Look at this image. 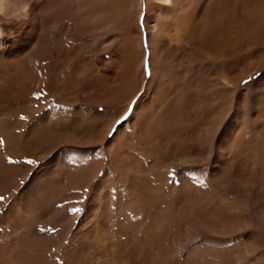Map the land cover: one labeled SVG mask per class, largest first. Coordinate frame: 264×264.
Instances as JSON below:
<instances>
[{
  "label": "rangeland",
  "instance_id": "1",
  "mask_svg": "<svg viewBox=\"0 0 264 264\" xmlns=\"http://www.w3.org/2000/svg\"><path fill=\"white\" fill-rule=\"evenodd\" d=\"M72 1L4 0L0 12V239L31 232L39 264H66L79 243V264H264L262 23L254 28L250 14L239 15L233 49H223L217 31L208 34L199 26L209 0H176L175 10L188 12L187 25L183 38L156 45L157 57L167 60L168 69L161 70L159 60L148 63V27L159 14H173L167 5ZM122 5L128 10L121 17ZM26 21L34 22L27 36L16 28ZM193 32L198 40L188 44L190 50L184 41ZM132 42L142 52L136 75L127 60ZM193 50L204 56L199 63ZM218 81L224 93L211 96ZM222 96L227 101L221 111L231 102L219 114L214 140L224 138L227 146L218 154L202 141L209 115L185 109L188 99L201 104ZM34 184L40 185L38 196L25 206L24 193ZM11 207H25L31 224L9 229Z\"/></svg>",
  "mask_w": 264,
  "mask_h": 264
},
{
  "label": "bare ground",
  "instance_id": "2",
  "mask_svg": "<svg viewBox=\"0 0 264 264\" xmlns=\"http://www.w3.org/2000/svg\"><path fill=\"white\" fill-rule=\"evenodd\" d=\"M21 1H23V0H21ZM48 1V0H47ZM59 1H60V3L61 2H64V0L63 1H61V0H58V2L57 3H59ZM74 1V0H73ZM72 1V2H73ZM88 1V0H87ZM148 1H150V0H148ZM204 1H206V0H204ZM204 1H203V3H204ZM54 2V1H53ZM53 2H52V4H53ZM67 2V1H66ZM65 2V3H66ZM95 2V1H94ZM151 2H152V5L154 4V6L156 7V8H159V7H162L163 5H167L170 9H171V11H173V14L171 15V16H169L168 18H167V16H165V15H163L162 13L161 14H159L158 16H156V19H155V21H154V23H150V25H149V27H148V34H149V43H151V48H150V57H148L149 58V61H148V63H152V65L153 64H156L157 63V61L156 60H159L160 61V66L162 65V68H161V70H164V69H166L167 68V66H166V62H167V60H166V62L164 63L162 60L163 59H159L158 57H157V52H158V50H156V45H158L159 43H160V45H165V44H169L170 42H172V41H174V40H178V39H180V38H183V35H184V32H185V26L187 25L186 24V18L184 17L185 16V13H187L188 14V12H186V10H185V8L183 7V6H180V7H178V9L177 10H175L177 7H176V0H151ZM200 2V1H199ZM208 2V1H207ZM238 0H209V2H208V4H207V6H206V9L204 10V12L202 13V18H201V22H200V25L199 26H201L202 27V29H203V31L205 32H207L208 34H212L214 31H217V33H218V35H219V38H221L222 40H224V42L223 41H221V43L223 42V44H224V46H223V44L220 46L221 48H232L233 49V46H232V43L231 42H233L235 39V37H237V36H235V33H236V30H237V27L239 26V20H238V18H239V15H241V14H243V13H245V16H247L248 14H250L251 15V24H252V26L255 28V27H257L258 26V24H261L262 23V25L260 26V28L261 27H263L264 26V0H249V1H245V2H243V3H241V5L238 7L237 5H238ZM11 3V2H10ZM203 3H202V6H203ZM4 0H0V12H3V9H4ZM6 4H8V3H6ZM55 4V3H54ZM67 4V3H66ZM74 4V3H73ZM104 3H102V5H103ZM122 4V3H121ZM181 4V3H180ZM15 5H17V4H15ZM100 5V4H99ZM10 6H11V4H10ZM39 6V5H38ZM53 6H55V8H56V5H53ZM97 6V5H96ZM121 6V5H120ZM123 6V8H124V10L123 9H119V12L117 13V15L118 16H124V15H126V14H124V13H126L127 12V10H128V7H126L125 8V6L124 5H122ZM252 6H254V9H252ZM22 7H25V5H24V3L22 4ZM47 7V6H46ZM73 7H74V5H73ZM100 7H101V5H100ZM154 7V8H155ZM198 7H200V6H198ZM20 8V7H19ZM54 8V9H55ZM58 8V7H57ZM56 8V9H57ZM67 8V7H66ZM66 8H64V11H65V9ZM205 8V7H204ZM241 8V9H240ZM62 9V8H61ZM67 9H69V8H67ZM66 9V10H67ZM106 9V8H105ZM187 9H188V7H187ZM24 10V9H23ZM47 10V9H46ZM104 10V9H103ZM108 10V9H107ZM105 11V13H104V11L103 12H100V15H101V13H103V15L105 16V15H108V13H109V10L108 11ZM59 11V10H58ZM68 11V10H67ZM67 11H65V12H67ZM70 11V10H69ZM86 11V10H85ZM19 12V11H18ZM45 12V11H44ZM50 12V11H49ZM59 12H63V11H59ZM99 12V11H98ZM199 12V11H198ZM46 13V12H45ZM69 13V12H68ZM68 13H67V15H68ZM190 13V12H189ZM59 15L61 14V13H58ZM69 14H72L71 13V11H70V13ZM99 14V13H98ZM34 14L32 13V16H33ZM36 15V14H35ZM58 15V16H59ZM112 15V14H111ZM203 15H204V17H206V19H203ZM99 16V15H98ZM198 16V15H197ZM243 16V15H242ZM249 16V15H248ZM90 17H92V16H90ZM100 17H102V16H100ZM99 17V18H100ZM42 18V17H41ZM44 18H45V21H46V17L44 16ZM50 19V18H49ZM61 20H63L62 18H60ZM66 19V18H65ZM101 19V18H100ZM99 19V20H100ZM31 20H33L32 18H31ZM94 20V19H93ZM149 20V19H148ZM41 21V20H40ZM97 21H98V19H97ZM47 22L48 23H50L51 24V22L50 21H48L47 20ZM21 23V22H20ZM30 23H34L33 21H26L23 25H19L18 27H16L18 30H20V31H22L26 36L27 35H30L29 34V31L31 30V29H33V27L32 26H30ZM46 23V22H45ZM44 24V23H43ZM50 24H48V25H50ZM54 24V23H53ZM95 24V23H94ZM224 24H226L224 27H226V29H225V31H226V33H225V36H221V34H222V31H223V25ZM55 25H56V23H55ZM133 25V24H132ZM203 26H205L204 28H203ZM249 28V27H248ZM35 29V28H34ZM39 29H41V28H39ZM45 29H47V28H45ZM127 29V28H126ZM194 29V28H193ZM50 30V29H49ZM187 30H188V26H187ZM129 31V30H128ZM34 32H35V30H34ZM136 32V31H135ZM205 32V33H206ZM188 33V32H187ZM189 34V33H188ZM137 35V34H136ZM194 35H195V32H193V33H191L190 34V37H189V39H188V36L186 37L187 38V44H186V41H184L185 43H184V45H186L190 50H192L190 47H189V45L192 43V42H196L198 39H196V38H194ZM264 35V34H263ZM45 36H48V35H45ZM201 36V35H200ZM31 37H33V36H31ZM36 37V36H35ZM132 37V36H131ZM137 37H138V35H137ZM263 37V36H262ZM29 38V37H28ZM41 39L43 38L42 37V35H41V37H40ZM264 38V37H263ZM30 39V38H29ZM29 39H27V40H29ZM134 40H135V38H133ZM140 38L138 37V40H139ZM209 39V38H208ZM43 40H45V38H43ZM133 40V41H134ZM23 41H26V39L25 40H23ZM46 42V41H45ZM235 42V41H234ZM131 43V42H130ZM133 43V42H132ZM206 43V42H205ZM220 43V44H221ZM137 43L135 42V45H136ZM189 44V45H188ZM196 44V43H195ZM204 44V43H203ZM218 44V43H217ZM220 44H218V45H220ZM48 44H46V46H47ZM234 45V44H233ZM40 46V45H39ZM45 46V47H46ZM159 46V45H158ZM157 46V47H158ZM199 46V45H198ZM202 46V45H201ZM209 46V45H208ZM210 46H212V45H210ZM133 47H134V52H132V51H129V54H128V62H130V64H129V66L131 65V69H132V71H133V74L134 75H136V70L138 69H141V62H142V52H141V50H139V49H136V46H134V43H133ZM138 47V46H137ZM166 47H167V45H166ZM132 48V47H131ZM139 48V47H138ZM161 48H162V46H161ZM210 48V47H209ZM46 49V48H45ZM48 49V48H47ZM46 49V50H47ZM127 49V48H126ZM164 49H166V48H163V50H161V49H159L160 51H164ZM216 49V48H215ZM220 49V48H219ZM41 50V49H40ZM128 51V50H127ZM126 50H125V52H127ZM219 51V50H218ZM217 50H216V52H218ZM229 51V50H228ZM45 52H47V51H45ZM213 52H214V50H213ZM213 52H211V53H213ZM222 52H223V50H222ZM232 52V51H231ZM163 53H165V51L163 52ZM193 55H194V57L196 56V59H198V63H199V59H201L202 57H204L201 53H199L198 51H194L193 50ZM205 53V52H204ZM219 53V52H218ZM234 53V52H233ZM162 54V53H161ZM167 54V53H166ZM213 54H215V52L213 53ZM39 55V54H38ZM218 55V54H217ZM225 55V54H224ZM228 55V54H227ZM162 56H164V55H162ZM161 56V57H162ZM168 56V55H167ZM213 56V55H212ZM219 56V55H218ZM126 57V58H127ZM169 57V56H168ZM206 57V56H205ZM34 58H35V56H34ZM163 58V57H162ZM192 58V57H191ZM232 58V57H231ZM257 58V56L255 57V59ZM167 59V58H166ZM172 59V58H171ZM196 59H194V60H196ZM205 59H207V58H205ZM209 59V58H208ZM254 59V60H255ZM169 61H170V59H168ZM203 60V59H202ZM213 60V59H212ZM219 60V59H218ZM253 60V61H254ZM36 61H37V59H36ZM61 61V60H60ZM175 61V60H174ZM192 61V60H191ZM204 61V60H203ZM197 62V61H196ZM208 62V61H207ZM263 62V57L262 58H258L257 60H255L253 63H252V65L250 66V67H252V69H254V68H256L257 66H260V65H262L261 63ZM34 63V62H33ZM170 63V62H169ZM178 63V62H177ZM187 63V62H186ZM205 63V62H204ZM56 64V63H55ZM171 64V63H170ZM182 64V62H179V64H178V66L179 65H181ZM128 65V63H126V66ZM163 65H164V68H163ZM254 65H256L255 67H254ZM194 66V65H193ZM153 67V66H152ZM166 67V68H165ZM171 67V66H170ZM176 67V66H175ZM180 67V66H179ZM187 68V67H186ZM189 68H191V67H189ZM35 69V68H34ZM51 69V68H50ZM128 69H130V68H128ZM168 69V68H167ZM179 69V68H178ZM184 69V68H183ZM252 69L250 70V71H252ZM134 70H135V73H134ZM153 70V69H152ZM177 70V69H176ZM180 70V69H179ZM217 70V69H216ZM249 71V72H250ZM34 72H37V71H34ZM158 72H160V71H158ZM190 72V71H189ZM192 73V72H191ZM27 74V73H26ZM37 74V73H36ZM90 74V73H89ZM98 74V73H97ZM133 74H131L130 75V77L128 78L130 81H132L133 82V80H134V75ZM137 74H138V72H137ZM187 74H188V71H187ZM190 74V73H189ZM54 75V74H53ZM64 75V74H63ZM141 75V74H140ZM152 75V74H151ZM158 75V74H157ZM126 76V75H125ZM153 76V75H152ZM163 76H167V75H163ZM179 76V75H178ZM177 76V77H178ZM181 76V75H180ZM203 76V75H202ZM161 77V76H160ZM204 77V76H203ZM241 77V76H240ZM245 77V76H244ZM24 78V77H23ZM53 78V77H52ZM125 78V77H124ZM187 78H188V76H187ZM189 78H190V76H189ZM189 78H188V81H189ZM222 78V77H221ZM36 79H37V77H36ZM55 79V78H54ZM177 79V78H176ZM196 79V78H195ZM215 79H217V78H215ZM28 80V79H27ZM53 80V79H52ZM127 80V79H126ZM162 80V79H161ZM164 80V79H163ZM170 80V79H169ZM42 81V80H41ZM95 81V80H94ZM98 81V80H97ZM122 81H124V80H122ZM128 81V80H127ZM135 81H136V79H135ZM186 81V80H185ZM85 82V81H84ZM126 82V81H125ZM156 82V81H155ZM177 82V81H176ZM175 82V83H176ZM183 82V81H182ZM187 82V81H186ZM21 83H23V82H21ZM35 83V82H34ZM39 83V82H38ZM130 83V82H129ZM134 83V82H133ZM183 83H185V82H183ZM188 83V82H187ZM187 83H185V84H187ZM197 83V82H196ZM210 83V82H209ZM239 83V82H238ZM237 83V84H238ZM36 84V83H35ZM34 84V85H35ZM102 84V83H101ZM123 84H127V83H123ZM132 84V83H131ZM162 84V83H161ZM165 84H167V83H165ZM164 84V85H165ZM64 85H66V84H64ZM86 85V84H85ZM130 85V84H129ZM163 85V84H162ZM163 85V86H164ZM182 85V84H181ZM199 85V84H198ZM264 85V84H263ZM95 86V85H94ZM103 86V85H102ZM105 86H106V84H105ZM127 87H129L128 86V84L126 85ZM131 86V85H130ZM136 86V85H135ZM173 86V85H172ZM188 86V85H187ZM205 87H206V84L204 85ZM222 85H221V83L218 81V82H216V83H214L212 86H211V88H210V90H212V88H213V91H212V93H210L211 94V96H212V94L213 95H215V94H218V93H221V91H222V87H221ZM232 86V85H231ZM234 86V85H233ZM23 87V86H22ZM97 87V86H96ZM95 87V88H96ZM101 86H99V88H100ZM121 87H122V85H121ZM120 87V88H121ZM149 87V86H148ZM197 87V86H196ZM199 87V86H198ZM33 88V87H32ZM36 88V87H35ZM94 88V87H93ZM95 88H94V90H95ZM107 88V87H106ZM110 88V87H109ZM117 88H119V86L117 87ZM135 88V87H134ZM191 88V87H190ZM200 88V87H199ZM97 89H98V87H97ZM102 89H103V87H102ZM102 89H100L101 91H99V93L101 92L102 93ZM108 89V88H107ZM122 89V88H121ZM139 89V88H138ZM167 89V88H166ZM181 89V88H180ZM201 89V88H200ZM206 89V88H205ZM225 89V88H224ZM132 90H133V88H132ZM136 90H137V88H136ZM145 90H147L146 88H145ZM89 91H91V90H89ZM104 91V90H103ZM107 91V90H106ZM105 91V92H106ZM109 91V90H108ZM118 91H120V89H117V92ZM191 91H192V89H191ZM195 91V90H194ZM193 91V92H194ZM202 91V90H201ZM252 91V90H251ZM110 92V91H109ZM115 92H116V90H115ZM146 92V91H145ZM150 92V91H149ZM154 92V91H153ZM163 92V91H162ZM181 92H183L184 93V91L183 90H181ZM208 92V91H207ZM223 92V91H222ZM89 93V92H88ZM94 93L95 92H93V95H94ZM98 93V94H99ZM134 93H136V92H134ZM157 93V92H156ZM215 93V94H214ZM224 93V92H223ZM226 93H227V91H226ZM226 93H225V95H226ZM91 94V93H90ZM97 94V93H96ZM105 94V93H104ZM110 94V93H109ZM119 94V93H118ZM130 95H131V92L129 93ZM145 94V93H144ZM181 94V93H180ZM222 94V93H221ZM227 94H229V92L227 93ZM92 95V96H93ZM114 95V94H113ZM112 95V96H113ZM134 95V94H133ZM149 95V94H148ZM169 95H171V94H169ZM173 95H175V94H172V97H173ZM188 95V94H187ZM193 95H195V94H193ZM208 95V94H207ZM224 95V94H223ZM90 96V95H89ZM95 96V95H94ZM97 96V95H96ZM95 96V97H96ZM144 96V95H143ZM190 96V95H189ZM206 96V95H205ZM209 96V95H208ZM221 96V95H220ZM101 97V96H100ZM194 97V96H193ZM210 97V96H209ZM226 97H228V96H226ZM232 97V96H231ZM91 98V97H90ZM118 98H119V96H118ZM126 98H128V97H126ZM146 98V97H145ZM148 99H149V97H147ZM153 98V97H152ZM184 98V97H183ZM196 98H198V97H196ZM200 98V97H199ZM203 98V97H202ZM89 99V98H88ZM93 99H94V97H93ZM98 99V98H97ZM169 99V98H168ZM224 99V100H223ZM229 99V98H228ZM96 100V99H95ZM102 100V99H101ZM100 100V101H101ZM129 100V99H128ZM155 100V99H154ZM184 100V99H183ZM201 100V99H200ZM124 101V100H123ZM188 102L186 103V108L187 109H185V110H189V112L190 113H192V114H194V113H201V114H208L209 116H208V122H207V127H205V129H204V131H202V136H203V139H202V141L206 144L205 146L207 147H205L204 146V148L206 149V150H208V151H216V153H218L219 154V151L218 150H223V148L224 147H226L227 145H226V142H225V139L223 138V139H221L220 141H216V140H214L215 139V135H216V132H217V130H218V127H219V123L221 122L220 121V117L222 118V115H219V114H221L220 112H222L223 111V109L224 108H227V106L228 105H230L229 103L231 102V101H229V102H227L226 103V106L225 107H223V109H222V111H221V107H222V105L223 104H225V101H227V99L225 98V97H217L215 100H210V102H207L206 100L205 101H202V103L200 104V102H198V100L196 99V100H192V99H188L187 100ZM103 102V101H102ZM117 102V101H116ZM119 102V101H118ZM238 102V101H237ZM108 103V102H107ZM114 103V102H113ZM124 103H127V102H125L124 101ZM234 103V102H233ZM109 104V103H108ZM140 104L141 103H139V106H140ZM179 104V103H178ZM183 104V103H182ZM181 104V105H182ZM239 104H240V102H239ZM181 105H179V106H181ZM115 106V105H114ZM136 106H138V105H136ZM184 106V105H183ZM224 106V105H223ZM170 107V106H169ZM175 107V106H174ZM168 108V107H167ZM182 108H185V106L184 107H182ZM138 110V109H137ZM174 110H175V108H174ZM144 111V110H143ZM170 111H172V110H170ZM235 111V110H234ZM137 112H139V111H137ZM165 112V111H164ZM178 112V111H177ZM228 112V111H227ZM232 112V111H231ZM230 113V112H229ZM235 113V112H234ZM233 113V114H234ZM133 114H134V112H133ZM136 114H138V113H136ZM146 113H144V115H145ZM169 113H167V115H168ZM183 114V113H182ZM226 115V114H225ZM225 115H224V117H225ZM231 115V114H230ZM95 116V115H94ZM106 116V115H105ZM116 116V115H115ZM166 116V115H165ZM181 116V115H180ZM180 116H178V117H180ZM207 116V115H206ZM232 116V115H231ZM141 117H142V115H141ZM150 117V116H149ZM176 116H173V118H175ZM182 117V116H181ZM113 118H115V117H113ZM148 118V117H147ZM146 118V119H147ZM188 118V117H187ZM200 118V117H199ZM141 119H143V118H141ZM156 119H158V118H156ZM169 119H171V118H169ZM194 118H192V120H193ZM196 119V118H195ZM203 119V118H202ZM224 119V118H223ZM95 120H96V117H95ZM148 120V119H147ZM147 120H146V122H147ZM160 120V119H159ZM198 120V119H197ZM200 120V119H199ZM205 120H207V119H205ZM204 120V121H205ZM98 121V120H97ZM104 121V120H103ZM108 121V120H107ZM112 122H113V120H111ZM135 121H136V119H135ZM163 121V120H162ZM178 121H179V118H178ZM201 121V120H200ZM224 121V120H223ZM222 121V122H223ZM230 121V120H229ZM105 122V121H104ZM137 122V121H136ZM135 122V123H136ZM186 122V121H185ZM206 122V121H205ZM228 122V121H227ZM99 123V122H98ZM106 123V122H105ZM139 123V121L137 122V124ZM163 123H164V121H163ZM162 123V124H163ZM167 123V122H166ZM170 123H171V125H174V124H172V123H175L176 124V122L174 121V122H171L170 121ZM170 123H169V127L171 126L170 125ZM184 123V122H183ZM97 124V123H96ZM136 124V125H137ZM66 125V124H65ZM133 125V124H132ZM178 125V124H177ZM185 125V124H184ZM202 125V124H201ZM107 126V125H106ZM123 126V125H122ZM160 126V125H159ZM158 126V127H159ZM181 126V125H180ZM58 127V126H57ZM60 127V126H59ZM160 127H163V126H160ZM164 127H166V126H164ZM183 127V126H182ZM56 128V127H55ZM62 128V127H61ZM106 128V127H105ZM107 128H110V127H107ZM130 128V127H129ZM234 128V127H233ZM134 129V128H133ZM181 129V128H180ZM187 129H189V128H187ZM191 129V128H190ZM193 129V128H192ZM235 129V128H234ZM119 130V129H118ZM117 130V133L119 132ZM162 130H163V128H162ZM184 130V129H183ZM194 130V129H193ZM192 130V131H193ZM195 130H197L196 128H195ZM125 131V130H124ZM136 131V130H135ZM167 131H168V129H166V133H167ZM198 131V130H197ZM241 131V130H240ZM107 132V131H106ZM126 132V131H125ZM180 132V131H179ZM48 133V135H49V132H47ZM103 133V132H102ZM158 133V132H157ZM165 133V134H166ZM173 133V132H172ZM176 133H178L177 131H176ZM197 133V132H196ZM218 133V132H217ZM51 134H53V133H51ZM126 134H128V133H126ZM171 134V133H170ZM191 134V133H190ZM194 134H195V132H194ZM106 135V134H105ZM104 135V136H105ZM137 135V134H136ZM50 136V135H49ZM55 136V135H54ZM53 136V137H54ZM96 136V135H95ZM100 136V135H99ZM131 136H133V134L131 135ZM160 136V135H159ZM41 137V136H40ZM92 137V136H91ZM115 137V136H114ZM162 137H164V136H162ZM167 137H168V135H167ZM173 137V136H172ZM193 137V136H192ZM90 138V137H89ZM119 138V137H118ZM125 138V137H124ZM154 139H155V137H153ZM160 138H161V136H160ZM179 138H181V137H179ZM55 139V138H54ZM116 139V138H115ZM159 139V138H158ZM170 139H172V138H170ZM184 139V138H183ZM122 140H124V139H122ZM127 139H125V141H126ZM151 140V139H150ZM179 140V139H178ZM162 141V140H161ZM168 141V140H167ZM170 141V140H169ZM189 141H191V140H189ZM188 141V142H189ZM100 142H101V140H100ZM125 143V142H124ZM128 143V142H127ZM154 143H155V141H154ZM162 143H163V141H162ZM170 143V142H169ZM190 143V142H189ZM192 143V142H191ZM160 144V143H159ZM172 144V143H171ZM118 145V144H117ZM162 145V144H161ZM159 146V145H158ZM163 146V145H162ZM161 146V147H162ZM170 146V145H169ZM185 146V145H184ZM188 146V145H187ZM164 147V146H163ZM182 147V146H181ZM180 147V148H181ZM186 147V146H185ZM108 148V147H107ZM159 148V147H158ZM169 148H171L172 149V147L170 146ZM203 148V147H202ZM165 149H166V147H165ZM168 149V148H167ZM171 149H169L168 151H170ZM198 149V148H197ZM196 149V150H197ZM159 150V149H158ZM161 150H163V149H161ZM185 150V149H184ZM165 151H167V150H165ZM164 152V151H163ZM162 152V153H163ZM177 152V151H176ZM176 152H175V154H176ZM159 153H161V151L159 152ZM204 153V152H203ZM120 154V153H119ZM199 155V154H198ZM119 156V155H118ZM161 156V155H160ZM195 156V155H194ZM216 157V156H215ZM113 158H114V156H113ZM161 158V157H160ZM174 158V157H173ZM119 159V158H118ZM120 159H121V157H120ZM119 159V160H120ZM2 160V159H1ZM183 160V159H182ZM200 160V159H199ZM111 161H112V158H111ZM116 162H117V160H116ZM123 163V162H122ZM114 164V163H113ZM118 165V164H117ZM119 167V166H118ZM120 168V167H119ZM216 169H218L217 167H216ZM130 171V170H129ZM83 178H85V177H83ZM5 179H6V177H2V180L3 181H5ZM2 182V181H1ZM32 187V186H31ZM39 188H40V185L39 184H37V185H35L34 184V186H33V188L32 189H29L28 190V192H26V193H24V196H26L27 195V197H25L24 199H23V201H22V203H24L25 204V206H27L28 204H29V200L30 199H32V198H35L36 196H38V192H39ZM20 193V192H19ZM16 200V199H15ZM35 201V200H34ZM17 204V203H16ZM17 206H18V204H17ZM31 213V212H30ZM93 213V212H92ZM6 214H7V218L9 219V220H6L5 221V223L6 224H8V226H9V229H11L12 228V225L13 224H15V226H18V227H25V226H27V225H29V224H31V222L29 221V219H27V218H25L26 216H27V214H26V208L24 207V209L20 212L16 207H11V208H8L7 209V211H6ZM34 217V216H33ZM103 220V219H102ZM87 224V223H86ZM33 225V224H32ZM94 225H95V223H94ZM101 225V224H100ZM22 227V228H23ZM90 227H92V226H90ZM31 232H29V236H31V234H30ZM89 234V232L88 231H84V233H83V236H85V237H87V235ZM33 235H34V233H33ZM29 236H28V234L26 235V236H24L23 237V235L22 234H20V235H17V236H14V237H12V238H8V237H5V238H3V239H0V264H39L38 263V259H41V256H40V253H39V251H38V249L34 246V245H30L29 244ZM73 239V238H72ZM75 239V238H74ZM84 239V238H83ZM87 239V238H86ZM89 240V239H88ZM96 241V240H95ZM76 242H78V241H76ZM81 242V241H80ZM86 243V242H85ZM88 243H86V245H87ZM90 244V243H89ZM82 245H84V243H82ZM81 245V243H79L78 245H76L75 246V249H76V251H72V253H71V257L70 258H68V260L66 261V264H79V261H78V259H77V257H78V253H79V251H80V249L83 247ZM74 246V245H73ZM68 249H70V248H68ZM34 252H37L36 254H33ZM137 252V251H136ZM82 257V256H81ZM82 263H84L83 262V259H82Z\"/></svg>",
  "mask_w": 264,
  "mask_h": 264
},
{
  "label": "snow or ice",
  "instance_id": "3",
  "mask_svg": "<svg viewBox=\"0 0 264 264\" xmlns=\"http://www.w3.org/2000/svg\"><path fill=\"white\" fill-rule=\"evenodd\" d=\"M37 100H39V99H41L42 98V96L40 95V94H38L36 97H35ZM22 119H23V117H22ZM0 143H2V141H0ZM27 163L29 164V165H32V164H34L35 162L34 161H31V160H29V161H27ZM3 198L2 197H0V200H2ZM80 210L79 209H75L74 210V212H79ZM40 231H46L45 229H40ZM47 231H51L50 229L49 230H47Z\"/></svg>",
  "mask_w": 264,
  "mask_h": 264
}]
</instances>
